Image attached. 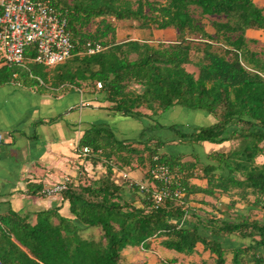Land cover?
<instances>
[{
    "label": "trees",
    "instance_id": "16d2710c",
    "mask_svg": "<svg viewBox=\"0 0 264 264\" xmlns=\"http://www.w3.org/2000/svg\"><path fill=\"white\" fill-rule=\"evenodd\" d=\"M51 1L68 18L75 50L53 69L36 68L37 78L51 77L57 86L90 88L101 82L99 93L109 110L145 117L154 124L143 128L134 142L118 140L110 126L94 125L86 131L81 146L90 149L93 164L101 160L107 167L102 176L72 180L61 192L69 216L60 212L62 204L27 213L4 210L0 204V264H128L126 249L150 250L157 238L164 247L186 256L202 244L204 251L215 255L216 264H225L229 251L236 264L245 255L264 264V220L203 216L169 197L156 203L151 188L145 194L133 188L135 196L129 198L125 184L107 163L114 161L120 169L133 163L147 166L146 177L155 164H165L180 181L185 203L192 193L202 191L216 197L227 194L235 204L246 202L264 211V163H256L258 156H264V48L254 49L258 41L246 35L250 28L264 29L263 8L253 0ZM127 20L133 21V28H175L178 37L157 45L132 38L117 42V22ZM88 41L105 48L81 54ZM188 64L198 72L189 71ZM16 67L0 63V87L11 83ZM176 105L206 112L214 122L183 131L176 123L154 119ZM160 129H169L181 144H232L211 152L208 158L214 163H205L194 153L164 152L167 141L148 136L150 130ZM195 176L206 178L208 187L200 190L192 185ZM91 229H100L99 235ZM233 234L250 243L227 248L222 239Z\"/></svg>",
    "mask_w": 264,
    "mask_h": 264
},
{
    "label": "crops",
    "instance_id": "0c3cea01",
    "mask_svg": "<svg viewBox=\"0 0 264 264\" xmlns=\"http://www.w3.org/2000/svg\"><path fill=\"white\" fill-rule=\"evenodd\" d=\"M253 1L264 10V0ZM121 28L123 25L117 23V42L131 38L120 39L121 35L118 38ZM132 29L138 31V37L132 39L149 42L153 37L146 36L147 34L140 31H149L154 37L157 35L156 31H159V36L170 38L165 42L174 41L178 37L177 30L171 27L166 29ZM246 35L250 39L257 40L258 44L262 43L261 46L264 45V29L250 28L246 31ZM260 49L263 50V48ZM52 80L49 77L42 83L25 85V88L21 87L20 90L11 85L0 87V131L5 136V140L0 143V204L4 210L12 208L18 212L27 213L62 204L60 212L64 216H69L68 201L63 200L61 193L47 196L43 191L52 184L64 181L66 177L77 182L79 179L85 178L84 176L95 179L106 171V163L103 161L101 163L99 160L97 164H93L89 159V154L83 153L84 146H81L80 141L86 131L94 125L110 126L118 140L134 142L140 139L143 128L154 124L153 120L145 117L136 119L109 110V103L99 93V90L93 91L85 85L77 87L67 83L57 86L52 83ZM169 111H171L170 114ZM168 117L175 118L174 123L178 124L183 131H192L196 127L210 125L214 122V117L206 112L189 110L179 105L159 114L154 119H157L161 124H174L162 122ZM189 123L191 126H188ZM153 134L167 141L163 148L164 152L194 153L198 155L200 161L205 163H214L211 158H208L211 152L226 150L232 144L229 141L223 143L203 142L185 148L184 144L177 142V137L169 129H160L156 132L150 130L148 136ZM187 158L191 159V157ZM256 159V163L260 165L264 163L261 162V158ZM107 163L112 168L113 176L119 182L122 170L128 171L135 180L146 178L145 168L147 166L142 168L133 163L132 166L120 169L114 161ZM83 172L86 175H82ZM195 177L191 179L192 185L200 190L208 187L206 178ZM37 188H39V193H31ZM125 191L129 198H134L135 191L128 190V188ZM130 194L131 196H129ZM217 195L218 197L202 191L192 193L188 201L190 210L203 216L215 213L218 217L225 216L232 221H238L240 216H251L250 212H253V209L259 210L257 207H252V204L246 206L238 201L235 204V198L230 195H220L219 193ZM230 236L227 237L231 240L232 235ZM236 238L239 240L238 237ZM160 240L159 238L153 239L151 249L152 247L154 249V245L156 247L158 244V247L162 246L163 250L172 252L171 249L161 245ZM228 243L233 244L234 242ZM241 243L243 244V242ZM241 243L240 245H242ZM238 247L233 246L232 248ZM227 248L231 249V247ZM137 249L140 248H130L124 251L128 264H133L129 254L135 253ZM203 252L209 251H204L203 245L198 244L194 254L201 255ZM172 253L175 255L174 257L184 255L176 251Z\"/></svg>",
    "mask_w": 264,
    "mask_h": 264
},
{
    "label": "built area",
    "instance_id": "2783aa9c",
    "mask_svg": "<svg viewBox=\"0 0 264 264\" xmlns=\"http://www.w3.org/2000/svg\"><path fill=\"white\" fill-rule=\"evenodd\" d=\"M0 8V63L25 67L27 61H32L52 67L74 55L75 46L68 18L51 0H0ZM104 48L100 42L88 41L83 53L92 55ZM101 88L102 83L98 82L96 90ZM4 140L5 136L0 131V143ZM83 153L89 154L90 149L84 147ZM154 159L158 160V157ZM120 172V179L126 188H137L143 194L153 189L156 203L169 197L181 204H188L183 200L180 181L165 164H155L150 169V176L143 180L133 179L126 170ZM70 182L71 178L66 177L64 181L45 188L43 193L47 196L60 194Z\"/></svg>",
    "mask_w": 264,
    "mask_h": 264
},
{
    "label": "rangeland",
    "instance_id": "374dc122",
    "mask_svg": "<svg viewBox=\"0 0 264 264\" xmlns=\"http://www.w3.org/2000/svg\"><path fill=\"white\" fill-rule=\"evenodd\" d=\"M63 1V0H62ZM65 1H68L70 2L71 0H65ZM162 1V0H160ZM61 4L64 5L63 2H61ZM207 22V21H205ZM117 23H120V25H123V28H121L119 30V35H118V38H120V35L122 36L120 39H126L127 37H131V38H137L138 37V31H135L133 30L131 24H133V21L131 20H127V21H123V22H117ZM95 28V25L91 26V29L93 30ZM147 29V28H146ZM207 29L208 30H212L214 31V29L208 25L207 26ZM141 33H144L146 36H150V37H153L151 40H150V43L151 44H154V45H157L159 43V41H165V40H169L170 38L168 37H164L162 35L159 36V31H156V36L154 37L152 35V33H149V31H140ZM117 38V37H116ZM169 43V42H168ZM262 43L260 44H253L252 47L256 50H261L260 48H264V45L261 46ZM81 54H83V50L80 51ZM193 58L196 59V55L194 54L193 55ZM36 68L38 69H41L42 68V65H38L37 67L35 66V63L32 62V61H27L26 62V65L25 67H16V70H17V73L15 74L16 76L13 77L14 79L11 81V83L7 84V85H11L13 86V88L15 89H18L20 90L21 87L25 88V85H32L33 83L36 84V82L38 81V84L39 83H42L43 81H41L39 78H37L36 74H37V70ZM186 68L191 71V72H194V73H197L198 72V69L193 65V64H188L186 66ZM53 69V67H52ZM40 75V74H39ZM41 81V82H40ZM90 89H96L95 85L93 84H90ZM199 111V110H197ZM171 111H169V114H170ZM167 114V113H166ZM175 119V118H174ZM173 117L171 118H166V119H163L162 122L163 123H174V120ZM181 119V118H180ZM191 126V124L189 123L188 126ZM186 130H189V129H186ZM235 143H233L234 145ZM189 146V144H184L183 147H187ZM137 157V156H135ZM259 159L261 158V162H264V156L263 155H260L258 156ZM257 157V158H258ZM257 160V159H256ZM257 162V161H256ZM258 164V163H257ZM260 165V164H259ZM129 190V189H128ZM131 193V192H130ZM133 195V194H132ZM131 196V194L129 195ZM253 201V197H251V202ZM242 204H247L246 202H240ZM247 213V212H246ZM251 216H250V219H259V220H264V213L262 210H256V209H253V212L251 211L250 212ZM248 216V217H249ZM240 219V218H239ZM239 221V220H238ZM182 222V221H181ZM185 222V221H183ZM100 233V229H93V234L95 236H98ZM83 234H88L87 232L86 233H83ZM231 237V236H229ZM239 238V240H237V238ZM157 241V240H155ZM154 241V242H155ZM223 241V244H227L225 246L227 247H233V246H242V245H248L250 243V239L248 238H242L240 236H238L237 234H233L232 235V239L230 240L226 235L223 237L222 239ZM228 242H234L233 244L231 243H228ZM243 242V244L241 243ZM153 243V242H152ZM240 243L242 245H240ZM156 244V243H155ZM239 248V247H238ZM162 249V246L161 247H158V244H156V247L154 245V249L152 247L151 250H146V249H143L140 247V249H137L135 253H132V254H129L130 257H131V260L133 264H216V261H215V255H209V252H203V254H193V255H189V256H184V255H178V257H174L175 255H173L172 252H174L172 250V252H169L168 250H163ZM261 252L264 253V251L262 250L261 248ZM127 254V253H126ZM233 252H228L227 255H226V263L225 264H236L234 261H233ZM250 256V255H249ZM249 256L245 255L244 256V259L242 260L241 264H256L255 261L251 260L249 258Z\"/></svg>",
    "mask_w": 264,
    "mask_h": 264
}]
</instances>
